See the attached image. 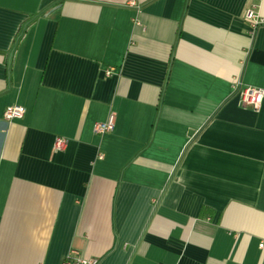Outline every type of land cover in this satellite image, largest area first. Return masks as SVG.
Wrapping results in <instances>:
<instances>
[{
    "label": "crops",
    "instance_id": "obj_1",
    "mask_svg": "<svg viewBox=\"0 0 264 264\" xmlns=\"http://www.w3.org/2000/svg\"><path fill=\"white\" fill-rule=\"evenodd\" d=\"M235 81L264 88V0H0V264H264Z\"/></svg>",
    "mask_w": 264,
    "mask_h": 264
},
{
    "label": "built area",
    "instance_id": "obj_2",
    "mask_svg": "<svg viewBox=\"0 0 264 264\" xmlns=\"http://www.w3.org/2000/svg\"><path fill=\"white\" fill-rule=\"evenodd\" d=\"M133 4V2H130ZM245 18L250 22L252 28L263 22V19L258 17L252 9L246 10ZM110 70H106V74H109ZM234 88L237 91L239 100L242 104L251 106L253 108L259 107L264 100V88L251 85L241 84L239 81L233 83ZM25 113V107L22 104L13 103L5 106L2 116L6 121L21 118ZM115 116L110 112L104 120L96 121L93 124V132L95 134H104L111 131L114 128ZM67 138L63 136H57L53 141V148L55 150H63L67 144ZM264 239L259 243L262 247ZM98 259L96 257H85L77 253L67 254L64 256L60 264H97Z\"/></svg>",
    "mask_w": 264,
    "mask_h": 264
}]
</instances>
